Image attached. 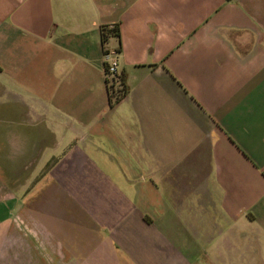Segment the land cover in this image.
I'll list each match as a JSON object with an SVG mask.
<instances>
[{"label": "crops", "instance_id": "1", "mask_svg": "<svg viewBox=\"0 0 264 264\" xmlns=\"http://www.w3.org/2000/svg\"><path fill=\"white\" fill-rule=\"evenodd\" d=\"M0 167V264H264V0H0Z\"/></svg>", "mask_w": 264, "mask_h": 264}, {"label": "built area", "instance_id": "2", "mask_svg": "<svg viewBox=\"0 0 264 264\" xmlns=\"http://www.w3.org/2000/svg\"><path fill=\"white\" fill-rule=\"evenodd\" d=\"M103 59L109 97L114 99L118 93V88L121 87V75L117 69L115 58L108 51L103 53Z\"/></svg>", "mask_w": 264, "mask_h": 264}, {"label": "trees", "instance_id": "3", "mask_svg": "<svg viewBox=\"0 0 264 264\" xmlns=\"http://www.w3.org/2000/svg\"><path fill=\"white\" fill-rule=\"evenodd\" d=\"M111 32L118 34V28L113 27L111 29H107L105 27H101V40L105 41L107 35ZM125 91H126V85L124 84L123 78L121 76V87L118 88V93L116 94L114 99L109 97V103L112 104L113 102L117 101L125 93Z\"/></svg>", "mask_w": 264, "mask_h": 264}, {"label": "rangeland", "instance_id": "4", "mask_svg": "<svg viewBox=\"0 0 264 264\" xmlns=\"http://www.w3.org/2000/svg\"><path fill=\"white\" fill-rule=\"evenodd\" d=\"M2 173H3V169H2V167H0V174H2ZM14 173L19 174L20 173V168H16L14 170Z\"/></svg>", "mask_w": 264, "mask_h": 264}]
</instances>
